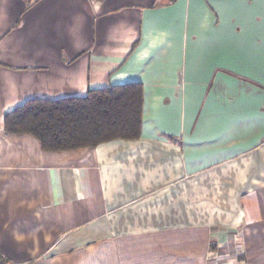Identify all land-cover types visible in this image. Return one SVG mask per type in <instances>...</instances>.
I'll return each mask as SVG.
<instances>
[{
    "label": "crops",
    "instance_id": "crops-1",
    "mask_svg": "<svg viewBox=\"0 0 264 264\" xmlns=\"http://www.w3.org/2000/svg\"><path fill=\"white\" fill-rule=\"evenodd\" d=\"M144 85L142 133L45 150L33 98ZM0 253L264 264V0H0Z\"/></svg>",
    "mask_w": 264,
    "mask_h": 264
},
{
    "label": "trees",
    "instance_id": "trees-1",
    "mask_svg": "<svg viewBox=\"0 0 264 264\" xmlns=\"http://www.w3.org/2000/svg\"><path fill=\"white\" fill-rule=\"evenodd\" d=\"M143 107V83L111 84L83 96L29 99L5 114L4 128L34 135L45 150H73L139 138ZM0 264L12 263L0 253Z\"/></svg>",
    "mask_w": 264,
    "mask_h": 264
}]
</instances>
